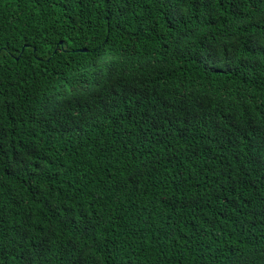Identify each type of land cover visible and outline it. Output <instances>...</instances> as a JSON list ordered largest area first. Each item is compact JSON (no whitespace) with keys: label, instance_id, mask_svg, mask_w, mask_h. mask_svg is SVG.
<instances>
[{"label":"trees","instance_id":"trees-1","mask_svg":"<svg viewBox=\"0 0 264 264\" xmlns=\"http://www.w3.org/2000/svg\"><path fill=\"white\" fill-rule=\"evenodd\" d=\"M0 264H264V0H0Z\"/></svg>","mask_w":264,"mask_h":264}]
</instances>
